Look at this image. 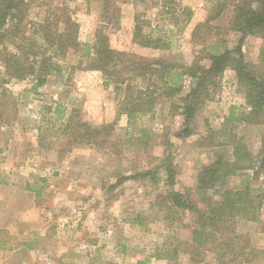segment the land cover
<instances>
[{"label":"rangeland","instance_id":"obj_1","mask_svg":"<svg viewBox=\"0 0 264 264\" xmlns=\"http://www.w3.org/2000/svg\"><path fill=\"white\" fill-rule=\"evenodd\" d=\"M237 1L30 2L27 20L33 25L62 13L78 23L81 47L56 60L59 68L42 87L35 89L31 77L1 86L6 94L0 97V264H217L210 252L198 257L200 262L190 254L196 215L168 210L158 196L172 188L198 199L196 184L203 168L219 157L232 159V148L220 145L229 142V135L242 137L253 155L260 152L264 121H228L232 111H248L235 72L224 73L214 99L199 109L189 126L192 134L185 136L183 116L173 105H180L191 78H184L182 94L164 99L155 113L130 115L119 111L123 93L114 83L107 84V73L91 68L90 59L101 32L116 50L209 66L208 43L225 42L232 50L238 45L241 34L230 25ZM224 3L227 8L220 17L211 19ZM185 9L191 11L190 18ZM139 24L145 33L167 36L172 47H139L133 40ZM261 43L258 37L245 38V61L259 63ZM4 69L0 60V75L6 78ZM58 105L63 113L56 112ZM71 115L73 125L65 132ZM77 123H113L114 131L106 142H73L72 134L81 130ZM169 165L174 187L167 183ZM155 170L157 183L149 176L118 184L123 177ZM252 176V171L241 172L230 178L228 188L247 183L255 193L264 192V173L259 179ZM236 232L264 250V210L261 222L239 221ZM250 264H264V259Z\"/></svg>","mask_w":264,"mask_h":264},{"label":"trees","instance_id":"obj_2","mask_svg":"<svg viewBox=\"0 0 264 264\" xmlns=\"http://www.w3.org/2000/svg\"><path fill=\"white\" fill-rule=\"evenodd\" d=\"M31 1L0 0V60L6 75V78L0 75V97L6 94L1 86L14 79L31 77L35 81V89L44 86L48 76L59 68L56 60L65 58L71 49L81 47L78 40L79 25L65 13L53 20L49 17L40 24L30 23L27 18ZM221 7L211 19L220 17L227 8L226 3ZM185 13L187 18L192 16L187 9L183 11ZM234 13L230 25L232 30L241 34L238 45L232 50L225 42L208 43L205 59L210 62L209 66L197 60L188 66L164 58H145L116 50L111 48L108 38L99 32L95 36L91 68L107 73V84L114 83L115 90L123 93L119 111L130 115L155 113L164 99L170 100L182 94L185 89L184 78H191L193 84L190 90L182 97L180 105H173L183 116L182 132L185 136L192 134L189 126L199 109L214 99L224 73L232 70L245 89L248 111L241 114L232 111L228 121L259 124L264 121V0L237 1ZM249 36L262 40L258 64L245 61L242 52V43ZM133 40L141 48L168 50L172 47L167 36L155 37L151 31L145 33L140 24L135 27ZM87 56L91 57V51L87 52ZM137 81L141 85H137ZM3 111L0 106V112ZM63 111L58 105L56 112L59 114ZM71 113L77 112L72 110ZM72 125L73 115L65 125V132H69ZM79 128V132L72 134L73 142L96 144L98 140L106 142L114 131V124L91 127L86 123H77ZM228 139L229 142L220 145L232 148V159L219 157L203 168L196 184L198 199L172 188L165 195L158 196V199L168 210L176 208L196 215V227L191 231L192 238L188 246L192 249L190 254L197 257V262L201 260L198 257L204 256L207 251L215 256L217 264H250L261 259V256L264 259V250L250 246L247 236L236 232V226L239 221L261 222L264 192L255 193L246 182L235 189L228 188L227 184L230 178L241 172L252 171L253 179H259L264 173V137L262 148L256 156L242 137L232 134ZM2 151L0 148V154ZM165 170L168 185L174 187L176 181L171 166ZM155 174L156 170L136 173L121 178L118 184L128 180H144L149 176L153 183H157L159 180Z\"/></svg>","mask_w":264,"mask_h":264}]
</instances>
